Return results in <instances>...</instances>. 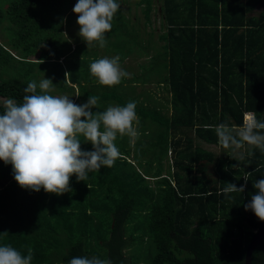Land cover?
Wrapping results in <instances>:
<instances>
[{"label":"trees","instance_id":"trees-1","mask_svg":"<svg viewBox=\"0 0 264 264\" xmlns=\"http://www.w3.org/2000/svg\"><path fill=\"white\" fill-rule=\"evenodd\" d=\"M77 2L0 0V96L20 104L27 85L39 84L43 75L62 92L74 90L68 81L75 83V99L81 96L86 103L98 97L94 113L105 111L112 100L118 106L137 100L127 85L122 92L113 86L100 91L90 73L98 56H82L84 47L70 48L62 26L75 17ZM136 4L146 21L153 8L161 19L162 31L156 34L161 42L151 61L164 71L159 81L169 92V114L162 105L136 104L138 137L118 134L114 143L120 156L113 166L89 171L84 181L73 174L70 191L60 195L22 188L13 166L0 160V246L22 256L31 248V264H68L82 256L109 264H133L140 257L149 264H242L244 246L260 223L244 205L264 179V150L245 143L235 155V146L220 145L215 128L223 123L235 134L244 110L264 122V0ZM257 4L263 7L250 13ZM131 22L119 7L104 34L105 47L118 51L119 59L131 50L130 38L137 33ZM9 38L16 41L6 44ZM33 52L37 56L29 57ZM4 112L0 103V115ZM79 139L82 151L93 150L83 136ZM203 142L218 143L220 152ZM229 183L244 185V191L225 194ZM250 260L264 264V236Z\"/></svg>","mask_w":264,"mask_h":264},{"label":"clouds","instance_id":"clouds-1","mask_svg":"<svg viewBox=\"0 0 264 264\" xmlns=\"http://www.w3.org/2000/svg\"><path fill=\"white\" fill-rule=\"evenodd\" d=\"M119 7L116 0H78L72 11L78 16L79 35L87 44L98 41L100 47L105 46L104 34L111 30ZM90 73L105 86L117 85L129 75L120 68L118 56L92 62ZM53 86L51 79L43 78L39 84L33 81L24 90L28 94L22 103L17 104L10 98L5 101V112L0 115V160L13 166L14 179L22 188L36 192L43 188L47 193L60 195L70 191L69 180L73 174L78 181H84L89 171L112 167L120 156L114 143L117 135L137 138L133 122L138 120L135 102L109 106L103 112L94 113L92 109L98 97L88 98L86 103L77 106L67 96L49 94ZM259 130H264V122H259L255 113L246 115L243 126L235 134L223 123L215 128L224 148H241L246 143L264 150V134ZM80 136L91 143L93 150H81ZM244 187L229 183L223 192L242 193ZM254 187L258 192L244 207L264 221V179ZM32 258L31 248L22 256L9 245L0 246V264H31ZM68 264L109 262L82 256L73 257Z\"/></svg>","mask_w":264,"mask_h":264},{"label":"rangeland","instance_id":"rangeland-1","mask_svg":"<svg viewBox=\"0 0 264 264\" xmlns=\"http://www.w3.org/2000/svg\"><path fill=\"white\" fill-rule=\"evenodd\" d=\"M118 2L120 1V0H117ZM123 2L122 3H120V6L123 8V10L128 14V15H131V16H133L134 14H136L137 16H138V18H137V20H138V24H139V27H140V30L141 29H145V31H148V30H150V32H151V35L152 36H154V38H155V36H156V34L158 33V32H161L162 31V29H161V27H160V17H159V15H158V13L156 12V11H154V8L157 10V2L158 1H156L154 4H153V6H154V8L152 9V11H150L151 13H150V18H149V24H144L143 23V17H142V11L140 12L139 11V8L138 7H140V9H141V5H136V4H134V0H129V1H131V2H127L128 0H122ZM4 7V3L1 5V8H3ZM263 6L262 5H260V4H257L254 8H253V10L250 12V13H252V14H256L261 8H262ZM144 14V13H143ZM71 22H70V24L68 25V26H64V24H63V28H64V33L66 34V36H70V34H71V37H72V39H73V36L72 35H75V37H77V34L79 35V25L77 24V19H78V16L77 15H75V17L72 15V17H71ZM133 28L135 29V26L133 25ZM155 28V29H154ZM148 35V33L145 35V36H147ZM80 36V35H79ZM1 39V38H0ZM2 40H5V37H3L2 38ZM157 41V43L159 42H161V40H158V39H156ZM16 40L15 39H12V38H9L8 40H7V42L6 41H4V42H6V44H10V43H14ZM70 41H71V38H70ZM76 42H78V46L79 47H82V46H84V48H86L85 47V41L83 40V38H77L76 40H75ZM135 41H136V39L134 38V41H133V43H132V45H134V43H135ZM75 46V44L74 43H72L71 42V45H70V48L71 49H73V47ZM151 46H154V41L153 40H151ZM87 49H88V51H87ZM97 50V52H98V54L100 55V59L101 58H109L110 59V57L111 58H114L115 57V55H111V54H109L106 50H105V53H104V51H103V53H100V49L99 48H97V47H92V48H86V52L85 53H83L82 54V56H89V55H94L95 53V51ZM37 53L36 52H33L29 57H36L37 55H36ZM97 56V55H96ZM153 58H154V56H153ZM141 58H138L137 57V55H129L127 58H125V59H123V60H120L119 61V65H120V68L121 67H123V69H125L126 70V67H130L131 66V64H134V62L136 61V60H140ZM159 58H157V60H158ZM64 60H62V62H63ZM71 61V58H69L68 59V62H70ZM51 68H53L54 70H56V72H58V70H59V67H58V65L57 64H54V63H52L51 64ZM144 69V68H143ZM146 71V70H145ZM80 72H81V75L83 76L84 75V73L86 72V69L85 68H82V69H80ZM72 73H73V69H72ZM65 76H66V74H65ZM64 76V77H65ZM42 77H43V75H41V76H39V78H38V82H40L41 80H42ZM160 79H162V76H161V74L157 71V73H156V76H155V78H150V80H147L146 78H141V81H145V82H147V84H145V85H143V88L144 89H146V87H147V85H148V83L151 81L152 83H154V84H156V83H158L157 81H159ZM67 83H69L70 84V82L68 81ZM119 87H120V85H116V87H115V85H113V87H111L110 89L111 90H115V88L117 89V91H118V89H119ZM102 88H107V86H105V85H101V87H99V90L101 91V89ZM141 88V87H140ZM136 90H138V87H136L135 88ZM107 90H109V89H107ZM77 91V88L75 87V92ZM49 94H51V95H53V96H67V97H69V99L74 103V104H76V105H83L85 102V98H83V97H79V98H77V99H75V101H73V97H74V93L73 92H71V91H60V90H57L56 89V87H54L53 86V88L51 89V91H50V93ZM166 94V93H165ZM165 94L163 95V98H161V101L159 100V104H161L163 107H162V109H161V111L162 112H164L166 109V112H167V114H169V112H170V110H169V108L167 107L166 108V106H167V104H168V102L166 103V97H165ZM7 100V98H5V97H3V96H0V103H2V104H5V101ZM168 101H169V98H168ZM134 102L137 104V105H140V104H147V105H149V100H142L141 99V97L139 96L138 98H137V100H134ZM110 106H118L117 104H116V102L114 101V100H112L110 103H108ZM150 106V105H149ZM102 107H104V105L102 106ZM101 107V108H102ZM154 125L155 124H153V123H151L150 125H148V126H150V128H152V127H154ZM203 146H205V147H207L208 149H210V150H212V151H214L215 153H219L220 152V148L221 147H219V144L218 143H216V144H208V143H204L203 142ZM243 149H241V148H234V154L235 155H237L238 154V152L239 151H242ZM167 155H168V151H167ZM209 169V168H208ZM3 178H4V175H3V172L2 171H0V182H2V180H3ZM138 248V247H137ZM143 248V247H142ZM140 250V249H139ZM125 252H126V254L127 255H131L132 253H133V251H132V249L130 248V247H127V249L125 250ZM141 252V254L143 253V250H141L140 251ZM149 264V260H148V258H146V257H140V259L138 260V261H136V262H133V264ZM132 264V263H131Z\"/></svg>","mask_w":264,"mask_h":264},{"label":"crops","instance_id":"crops-1","mask_svg":"<svg viewBox=\"0 0 264 264\" xmlns=\"http://www.w3.org/2000/svg\"><path fill=\"white\" fill-rule=\"evenodd\" d=\"M122 2L123 1L120 0L118 2V4L120 5V3H122ZM127 2L129 3L131 1L128 0ZM134 4H136V0H134ZM138 8H139V11L141 12L140 7H138ZM121 10H122L123 14L125 16H127V18H130L132 21L131 24L129 25V27L131 28L134 25L135 30H137V33L135 36H133V38L129 37L131 39V42L129 45V47H131V50L128 53H126L122 59H119V61L127 58L129 55H134V54L137 55V57L141 58V59L136 60L134 62V64H131L130 67H126V70L123 69V67H121V69L123 71H126L129 75L127 77H123L121 79L119 90L121 89L120 91L122 92V86L127 85V86H129V89L132 91V95H131L132 98L135 97L137 99L140 96L142 100H149L150 106H153V105L160 106L161 104H159V100L161 101V98H163V95L165 93H166L165 97H167V102H168L169 92L167 90L166 84L164 85L161 81H159V82L157 81L158 83L154 84L150 81L148 83L146 89H144L143 85L147 84V82L141 81V78H146L147 80H150V78H155V76H156L157 69L155 68V63L151 61L152 55L154 56L155 51H156V36L154 38V36L151 35V38H149L151 32H150V30L145 31L144 28L140 30L138 20H137L138 16L136 14H134L133 16L128 15L123 10L122 7H121ZM142 17L144 19L143 23L149 24V20L148 21L145 20L143 13H142ZM147 33H148V35L145 36ZM70 38H71V42L78 46V42H76L72 39L71 34H70ZM77 38H82V37L77 34ZM134 38L136 39V41H135L134 45H132ZM151 40L154 41V46H151ZM82 47H84V46H82ZM85 47L86 48L97 47L100 49V53H103V51L105 53V50H106L109 54L118 56L117 55L118 51L114 52V50L111 47L110 48L109 47L106 48L105 46L100 47L99 44L95 43V41L91 44L85 43ZM87 51H88V49H87ZM95 54L100 59V55L98 54L97 50L95 51ZM110 59H111V57H110ZM158 72L160 74L164 73L163 69H160ZM93 83L94 84L99 83L97 78ZM70 84H72L74 86V90L71 92L74 93V97H75L76 84L75 83H70ZM136 87H138V90L135 89ZM74 97H73V101H75Z\"/></svg>","mask_w":264,"mask_h":264},{"label":"water","instance_id":"water-1","mask_svg":"<svg viewBox=\"0 0 264 264\" xmlns=\"http://www.w3.org/2000/svg\"><path fill=\"white\" fill-rule=\"evenodd\" d=\"M264 236V221L260 220L259 225L253 230L246 245L244 246V254L242 264H251L250 256L253 248L259 243Z\"/></svg>","mask_w":264,"mask_h":264},{"label":"built area","instance_id":"built-area-1","mask_svg":"<svg viewBox=\"0 0 264 264\" xmlns=\"http://www.w3.org/2000/svg\"><path fill=\"white\" fill-rule=\"evenodd\" d=\"M248 113H253L252 110H244L243 113H242V124L239 126V127H242L243 126V123H244V120H245V117Z\"/></svg>","mask_w":264,"mask_h":264}]
</instances>
